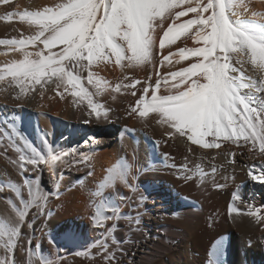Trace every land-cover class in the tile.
Returning a JSON list of instances; mask_svg holds the SVG:
<instances>
[{"label":"snow or ice","instance_id":"1","mask_svg":"<svg viewBox=\"0 0 264 264\" xmlns=\"http://www.w3.org/2000/svg\"><path fill=\"white\" fill-rule=\"evenodd\" d=\"M259 3L264 6V0ZM0 5L9 6L0 14V20H16L28 28L27 35L0 39V45L18 57L0 64V85L6 82L0 90L11 89L16 101L22 102L37 86L43 97L51 86L61 98L67 93L74 98L73 103L86 104L88 117L95 115L99 120L101 115L108 119V111L96 97L129 89L136 99L127 115L143 118L154 113L152 119L167 137L186 138L181 142L189 147L217 149L225 142L246 147L250 154L247 158L260 161L248 166V177L264 185V12L254 10L253 0H51L35 10H21V5L12 0H0ZM178 41L182 45L172 50ZM184 61L190 63L177 69L176 65ZM101 66L119 68L122 73L130 69L148 74L143 80L125 74L113 88L94 70ZM161 67L169 68L167 74L160 73ZM150 70H155L154 82ZM137 85L141 87L137 89ZM0 125V149L4 153L11 149L18 155L12 163L22 175L37 174L35 180L25 179L22 186L0 185V194L14 193L19 202L17 205L9 200L14 216L8 223H0V264H22L15 257L18 248L25 251L19 244L20 229L26 226L31 233L27 237L29 245L35 238L32 222L26 220L29 210H37L33 220L46 218L45 205L50 197L58 195L42 188L39 166L47 165L51 170L69 152L55 151L50 141L41 137L47 155L41 154L20 132L15 114L0 119ZM71 154L72 165L89 166V153L72 149ZM225 154L230 165L237 163L233 159L235 151L226 149ZM216 171L213 165L212 173ZM87 175L93 172L89 170ZM191 178L183 176L185 180ZM135 181L131 165L119 161L107 169L94 196L101 197L106 190L115 192L117 185H122L138 194L142 203L145 197ZM22 189L27 190V199ZM232 201L229 215L251 217L257 224L264 222V209L242 201L237 192L232 194ZM237 201L244 204L246 211L238 209ZM106 211L112 215H104ZM121 218L131 223L130 217H121L118 207L106 206L105 199H101L90 219L94 228H105L103 238L74 255L99 257L103 264H120L116 257L120 242L113 238L111 244L116 247L112 250L107 242L116 224L107 228L105 222ZM93 248L97 249L95 257ZM215 249L214 244L206 264H217ZM63 260L59 257L46 261L29 251L24 264H62Z\"/></svg>","mask_w":264,"mask_h":264},{"label":"bare ground","instance_id":"2","mask_svg":"<svg viewBox=\"0 0 264 264\" xmlns=\"http://www.w3.org/2000/svg\"><path fill=\"white\" fill-rule=\"evenodd\" d=\"M12 2L19 3L21 10H35L47 6L51 0ZM253 8L264 12L259 0H253ZM8 9L9 6L0 5V14ZM20 33L28 34L26 25L16 20L11 23L0 20V39H11ZM188 43L191 46V42ZM181 45L182 41H178L171 48L175 50ZM168 51L166 48L164 53ZM0 53H3L0 64L18 58L4 45H0ZM187 63L190 61L182 62L176 68ZM94 70L113 88L125 74L141 80L148 74L130 69L122 73L112 66ZM150 71L154 82L155 70ZM159 71L167 74L169 68L161 67ZM5 87L6 82L0 85V88ZM140 87L137 85V89ZM130 92L129 89H122L96 97L108 111V119L101 115L97 120L95 115L88 117L86 104L79 101L73 103L74 98L67 93L61 98L51 86L45 90L43 97L38 94L37 86L36 91L30 92L22 102L14 99L11 89L0 90V119L17 115L20 132L43 155H47V150L41 137L48 139L55 151L69 152L51 170L47 165L39 166L42 188L58 195L50 197L45 205L46 218L41 216L33 220L32 215L37 210H29L26 220L32 222L35 238L29 245L27 237L31 233L26 226L20 229L22 237L19 244L25 251L21 252L18 248L16 259L24 264L31 251L46 261L64 257L62 264H103L99 257L85 259L74 253L87 250L103 238L105 228H94L90 217L95 206L105 199L106 206L119 208L121 217L131 218V223L124 218L105 222L107 228L116 224L107 242L110 250L116 247L111 244L113 238L120 242V251L116 252L120 264H206L211 244L224 234L232 236L231 255L226 264H264V245L261 244L264 222L257 224L251 217H237L235 213L229 215L228 211L234 203V192L240 194L242 201L264 209V185L252 181L247 174L248 166L260 161L248 159L250 154L246 147L227 142L217 149H202L199 145L189 147L188 143L181 142L186 138L167 137L163 128L152 119L154 113L143 118L127 115L128 107L136 99ZM85 120L88 122L85 123ZM72 149L90 154L88 167L83 163L78 167L70 163L74 159ZM226 149L237 153L233 157L236 164L228 163ZM15 159L18 155L14 151L9 149L4 153L0 149V185L14 183L22 186L25 179L35 180L37 174L34 172L20 173L12 163ZM119 161L131 165L136 185L145 197L142 203L138 194L122 185H117L115 192L106 190L103 196H94L107 169ZM213 165L217 167L215 174L212 173ZM89 170L93 172L92 176L87 175ZM185 174L192 178L183 179ZM218 184L224 187L217 188ZM22 195L27 199L26 189H22ZM185 199L195 201L196 205H189ZM9 200L17 205L19 203L14 193L6 191L0 194V223H8L9 218L14 216ZM235 204L241 212L246 211L240 201ZM261 214L264 215V212ZM104 215H112V212L106 211ZM137 219L139 224H136ZM249 242L251 246H248ZM91 251L95 257L97 249Z\"/></svg>","mask_w":264,"mask_h":264},{"label":"rangeland","instance_id":"3","mask_svg":"<svg viewBox=\"0 0 264 264\" xmlns=\"http://www.w3.org/2000/svg\"><path fill=\"white\" fill-rule=\"evenodd\" d=\"M189 193H191V194H194V192H193V191H192V192H190V191H189Z\"/></svg>","mask_w":264,"mask_h":264}]
</instances>
